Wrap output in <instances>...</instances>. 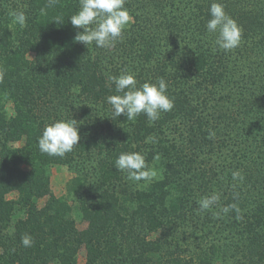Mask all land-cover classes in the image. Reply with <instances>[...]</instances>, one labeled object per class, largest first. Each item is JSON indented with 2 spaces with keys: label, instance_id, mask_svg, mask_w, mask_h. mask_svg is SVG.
<instances>
[{
  "label": "trees",
  "instance_id": "16d2710c",
  "mask_svg": "<svg viewBox=\"0 0 264 264\" xmlns=\"http://www.w3.org/2000/svg\"><path fill=\"white\" fill-rule=\"evenodd\" d=\"M213 2L242 29L231 51L206 30ZM125 7L131 22L105 49L75 41L79 0H0V264H81L83 248L84 264H264V0ZM122 73L138 86L163 78L173 108L155 122L113 118L108 77ZM61 119L80 140L49 157L38 138ZM122 152L143 154L154 178L128 180L114 167ZM54 166L73 173L62 195Z\"/></svg>",
  "mask_w": 264,
  "mask_h": 264
},
{
  "label": "clouds",
  "instance_id": "9594fccd",
  "mask_svg": "<svg viewBox=\"0 0 264 264\" xmlns=\"http://www.w3.org/2000/svg\"><path fill=\"white\" fill-rule=\"evenodd\" d=\"M57 2L58 0H47V6H54ZM125 3L126 0H79L78 11L69 19L72 27L77 30L75 41L85 46L94 44L98 48L113 47L131 22ZM9 15L13 17L15 23L21 27L25 26L27 19L25 12L13 11ZM209 15L206 30L215 35V48L225 52L237 48L241 42L242 29L225 12L223 4L211 3ZM53 22L60 24L64 21L63 18L57 17ZM108 80L118 93L106 98L111 106L113 118H119L123 114L127 120L134 121L143 113L150 122H155L160 118L161 113L170 111L174 106L173 100L166 94L167 84L163 78L155 83L145 82L140 86L131 73L110 75ZM77 124L75 119H61L47 125L38 138L40 152L49 157L63 158L73 151L80 140ZM145 142L156 143V139L148 137ZM114 167L125 172L127 179L134 182H149L155 176V172L149 169L145 156L139 152L120 153ZM238 177L243 179L238 172L233 173V179ZM218 200L219 196L213 194L202 198L197 203L201 210L206 211ZM229 207L223 208L222 211L227 213ZM21 243L25 247H31L32 237L23 235Z\"/></svg>",
  "mask_w": 264,
  "mask_h": 264
},
{
  "label": "rangeland",
  "instance_id": "374dc122",
  "mask_svg": "<svg viewBox=\"0 0 264 264\" xmlns=\"http://www.w3.org/2000/svg\"><path fill=\"white\" fill-rule=\"evenodd\" d=\"M73 176L72 171L68 169L66 166H54L52 168V173H51V186L55 194L57 195H62L66 192V184L67 182L71 179ZM13 196V195H11ZM43 201H41V204ZM78 220V226L79 228H85L86 227V222H84L80 217H77ZM85 254L86 251L83 248L80 251V263L84 264L85 261Z\"/></svg>",
  "mask_w": 264,
  "mask_h": 264
}]
</instances>
